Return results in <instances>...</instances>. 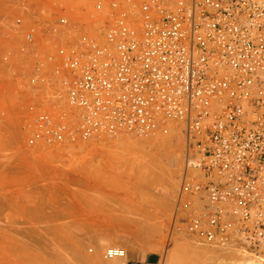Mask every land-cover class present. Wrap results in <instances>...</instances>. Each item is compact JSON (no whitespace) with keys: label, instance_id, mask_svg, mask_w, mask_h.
Here are the masks:
<instances>
[{"label":"built area","instance_id":"built-area-1","mask_svg":"<svg viewBox=\"0 0 264 264\" xmlns=\"http://www.w3.org/2000/svg\"><path fill=\"white\" fill-rule=\"evenodd\" d=\"M6 11L4 55L37 63L54 91L36 137L179 124L169 234L264 254V0H11Z\"/></svg>","mask_w":264,"mask_h":264},{"label":"rangeland","instance_id":"rangeland-1","mask_svg":"<svg viewBox=\"0 0 264 264\" xmlns=\"http://www.w3.org/2000/svg\"><path fill=\"white\" fill-rule=\"evenodd\" d=\"M9 1L0 0V35ZM6 50L0 36V264H85L76 250L89 257L97 242L106 243L100 255L109 242L126 249V260L168 264L177 246H212L169 234L185 157L179 124L146 136L36 137L35 118L53 110L44 101L54 91L37 63ZM157 137L172 138L170 146L158 149ZM243 251L264 264V254Z\"/></svg>","mask_w":264,"mask_h":264},{"label":"bare ground","instance_id":"bare-ground-1","mask_svg":"<svg viewBox=\"0 0 264 264\" xmlns=\"http://www.w3.org/2000/svg\"><path fill=\"white\" fill-rule=\"evenodd\" d=\"M127 134H130V133H127ZM171 140L172 138H168V137H157V138H154L152 142L156 143V146L158 147V149H161L164 146H168V145L170 146ZM172 144L175 145L174 143ZM148 146H146V149L148 148ZM143 152L145 153L144 154L145 157H148V158L150 157L149 153H147L146 151H143ZM144 161L146 162L147 160L144 159ZM42 240L43 239H41V241ZM105 244L106 243L104 242H97L95 252H92V255L90 254L89 257H85V258L83 257V255L85 256V254H83L80 251V249L76 248L77 249V250L75 249L76 255L81 257V259L83 260L85 264H125L127 256L124 259H118V258L109 259L105 255V252L108 247L118 246V245H109L110 243L108 242L107 244L108 246L106 245L107 247H105V250L103 252L104 254L101 252L102 255H100V251L102 250ZM133 249L139 250L138 247L133 248ZM50 253H53L52 250H50ZM52 256L53 255H51V257ZM56 257H57V253H56ZM52 258L54 259V257ZM169 258H170V263L168 262V264H177L178 260L183 262V260L185 261L186 259L187 261H191L189 264H263L262 261H260V259L255 258L251 254H247L246 252L243 251V249L240 250V248L235 249V248H232L231 246H216V245L202 246V245L194 244V243L188 244L186 247L177 246L173 248L170 252L166 254L165 261H168ZM53 259L52 260L49 259V260L55 261Z\"/></svg>","mask_w":264,"mask_h":264},{"label":"crops","instance_id":"crops-1","mask_svg":"<svg viewBox=\"0 0 264 264\" xmlns=\"http://www.w3.org/2000/svg\"><path fill=\"white\" fill-rule=\"evenodd\" d=\"M149 263H151V262H149Z\"/></svg>","mask_w":264,"mask_h":264}]
</instances>
